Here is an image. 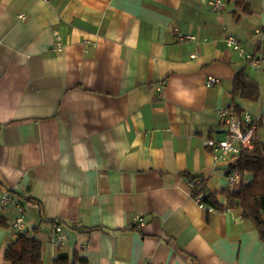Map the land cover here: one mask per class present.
<instances>
[{
    "label": "crops",
    "instance_id": "obj_1",
    "mask_svg": "<svg viewBox=\"0 0 264 264\" xmlns=\"http://www.w3.org/2000/svg\"><path fill=\"white\" fill-rule=\"evenodd\" d=\"M208 1L0 0V264L18 216L43 264H264L258 230L227 205L229 161L204 143L226 137L219 108L264 111L231 96L248 62L225 44L264 55V0Z\"/></svg>",
    "mask_w": 264,
    "mask_h": 264
},
{
    "label": "trees",
    "instance_id": "obj_2",
    "mask_svg": "<svg viewBox=\"0 0 264 264\" xmlns=\"http://www.w3.org/2000/svg\"><path fill=\"white\" fill-rule=\"evenodd\" d=\"M234 4L243 12H250V4L247 0H234ZM231 96L256 101L260 97V88L257 81L245 70L240 69L234 79ZM231 167L241 172L247 171L248 176L246 182L241 183L237 188L225 191L227 205L239 210L243 219L251 221L264 240V140L256 138L251 147L242 148L238 157L230 162L227 168ZM186 177L193 178L189 174H186ZM202 203L221 206L211 193H204ZM55 224L58 222L56 221ZM15 232L14 238L9 240L4 248L3 258L6 264H43L40 241L23 230H15ZM75 261L80 264L86 263L76 253L73 259L69 260L66 252H60L53 260V264H75Z\"/></svg>",
    "mask_w": 264,
    "mask_h": 264
},
{
    "label": "built area",
    "instance_id": "obj_3",
    "mask_svg": "<svg viewBox=\"0 0 264 264\" xmlns=\"http://www.w3.org/2000/svg\"><path fill=\"white\" fill-rule=\"evenodd\" d=\"M223 0H209V6L217 10L223 5ZM20 18L24 15L21 13ZM185 38L195 39L194 35H186ZM225 44L231 50L236 51L240 56L246 59L249 66L254 69H259L263 59L252 51H247L240 43L239 39L234 35H227L225 37ZM63 48L61 39L56 35L55 42L51 46L54 52H60ZM219 79L213 75L207 77V85H215ZM217 116L219 122L226 129V137L224 139H207L204 141L205 145L210 147L213 151L214 157H223L230 162L234 161L240 151L244 147H251L253 141L257 138L256 128L259 117H253L249 112L238 113L232 106H224L218 109ZM247 171H240L237 168H228L225 172V182L228 188L232 189L239 186L241 183L246 182ZM204 193L202 190L196 191V199L199 205L202 206V197ZM8 195H4L2 203L8 201ZM21 209V208H20ZM139 225L142 224V219H136ZM11 226L18 231L23 230L22 217L18 216L10 221ZM52 241L56 245H62L65 241V235L61 232L60 224H55L53 227Z\"/></svg>",
    "mask_w": 264,
    "mask_h": 264
},
{
    "label": "rangeland",
    "instance_id": "obj_4",
    "mask_svg": "<svg viewBox=\"0 0 264 264\" xmlns=\"http://www.w3.org/2000/svg\"><path fill=\"white\" fill-rule=\"evenodd\" d=\"M256 55L260 56L263 59V61H262V65H263L264 64V55H261V53H256ZM246 67H247V71L249 72V74L253 78H256L257 79V74L259 73L260 70H256V69L252 68L251 66H249L248 64H247ZM258 85H259V88L262 89V86L259 83H258ZM260 94L261 95L258 98V100H260L261 97H264V90L262 92H260ZM247 112L251 113V115L253 117H255V116L256 117H259V116L261 117V119H260L261 123H260V125H258L259 126V128H258V130H259L258 134H259L260 140H264V111L262 113L260 111H255V112L252 113L251 111L247 110Z\"/></svg>",
    "mask_w": 264,
    "mask_h": 264
}]
</instances>
